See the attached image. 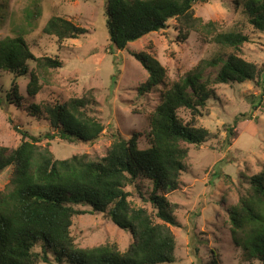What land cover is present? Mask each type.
<instances>
[{"label":"trees","instance_id":"16d2710c","mask_svg":"<svg viewBox=\"0 0 264 264\" xmlns=\"http://www.w3.org/2000/svg\"><path fill=\"white\" fill-rule=\"evenodd\" d=\"M198 1L107 0L105 20L111 44L125 50L129 43L165 29L172 18L191 28L193 19L202 21L193 15V6ZM243 7L249 23L264 32V0H243ZM204 25L211 26V22ZM45 29L57 36L58 42L88 33L86 27L59 16H54ZM213 40L239 51L250 37L241 31H219ZM132 55L148 72L139 88L140 94L164 85L166 71L156 58L146 52ZM30 61L40 71L63 66L59 57L35 56L24 34L0 40V69L13 74L14 79L30 73L28 94L36 95L41 84L29 67ZM219 63L217 83L254 80L264 88V65L248 61L237 52L217 56L208 64ZM14 83L16 87L15 80ZM209 84L197 66L193 72L163 87L160 102L150 118L149 145L139 147L140 133L126 138L116 132L107 153L97 159L86 153L60 159L50 149L56 138L68 144H91L100 137L105 126L91 113L96 103L92 91L64 102H34L25 107L16 87L10 102L25 107L28 115L47 121L53 130L36 136L19 129L10 118L22 137L13 149L0 146V172L11 173L7 188L0 191V264H39L52 260L60 264H174L176 236L170 225L179 222L174 214L177 206L166 195L180 186L182 173L187 169V145L200 146L212 138V132L199 120L215 95ZM262 99L260 96L258 104ZM181 108L189 111L188 121L180 116ZM245 118V114L236 117L234 126ZM233 130H228V142ZM138 180L152 184L148 201L156 209L155 215L146 206H132L128 186L137 187ZM139 194L144 196L141 190ZM228 211L234 240L248 257L264 264V163L259 172L249 177L245 193ZM88 212L108 215L117 227L128 230L132 236L129 246L125 250L115 242L79 246L72 225L78 215ZM215 262L214 259L212 264Z\"/></svg>","mask_w":264,"mask_h":264},{"label":"rangeland","instance_id":"374dc122","mask_svg":"<svg viewBox=\"0 0 264 264\" xmlns=\"http://www.w3.org/2000/svg\"><path fill=\"white\" fill-rule=\"evenodd\" d=\"M107 0H0V40L24 34L37 57H59L60 68L40 71L35 62L29 67L39 77L41 88L36 95L28 94L31 74L14 79V75L0 69V146L15 148L21 142L19 129L44 136L53 130L45 120L28 115L25 107L32 103L64 102L92 91L96 103L91 109L105 126L100 137L91 144H71L59 138L51 141L50 149L57 158L76 154L90 158L104 156L114 135L126 138L140 133L139 147L149 145L150 118L160 102L163 87L198 69L215 95L208 101V111L199 118L200 124L212 132V138L200 146L187 145V169L182 173L177 190L167 193L176 204L178 225H170L176 236L174 264H262L248 257L234 240L229 218V207L236 204L249 186V177L260 171L264 163V88L257 81L217 83L221 66L208 63L217 56L226 57L237 52L248 61L264 65V32L257 31L248 20L243 0H200L193 6V26L188 28L179 19H169L165 29L152 32L131 42L125 50L111 44L106 28ZM68 19L88 29L76 39L58 42V37L47 33L45 27L54 17ZM211 22V26L204 25ZM219 31H241L250 37L239 51L216 43ZM146 52L165 68L164 85L140 94L139 88L148 78V72L133 55ZM23 97L25 107L10 102L15 90ZM260 96H263L258 104ZM256 106V107H255ZM253 107H255L253 109ZM185 121L189 111L181 108ZM245 114L235 126L236 117ZM10 118L14 124L11 123ZM234 126V127H233ZM229 128H234L230 142ZM46 140L43 144H46ZM10 170L0 172V191L10 183ZM137 187L128 186L132 206H146L151 213L156 209L148 201L152 184L138 180ZM139 190L144 194H139ZM81 209L88 207L80 206ZM158 222L162 220L157 219ZM72 234L81 247H92L106 242L118 244L125 250L132 242L131 233L117 227L103 213L78 215L72 225ZM216 253V255H215ZM60 264L52 260L50 263ZM66 264V263H62Z\"/></svg>","mask_w":264,"mask_h":264}]
</instances>
